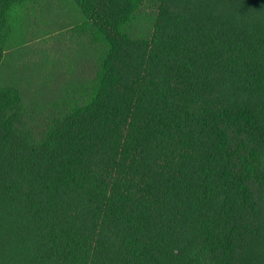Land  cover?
<instances>
[{"label":"trees","instance_id":"trees-1","mask_svg":"<svg viewBox=\"0 0 264 264\" xmlns=\"http://www.w3.org/2000/svg\"><path fill=\"white\" fill-rule=\"evenodd\" d=\"M72 1L55 72L0 0V264H264V0Z\"/></svg>","mask_w":264,"mask_h":264},{"label":"rangeland","instance_id":"rangeland-1","mask_svg":"<svg viewBox=\"0 0 264 264\" xmlns=\"http://www.w3.org/2000/svg\"><path fill=\"white\" fill-rule=\"evenodd\" d=\"M43 2L42 7L37 6V10L31 15V23L33 28L27 32L31 40L29 46L26 47L24 55L20 59H14V63L26 64L31 69H36L33 65L35 62L41 61L42 57L46 54L50 56H61L63 52L66 54L64 61L60 64V59L55 66V72H63L64 68H68L69 63H65L70 57V50L63 49L65 40L63 41L64 32L68 26L80 21L81 17L73 9V1L69 0L66 4L62 0H41ZM39 7V11H38ZM72 8V9H71ZM65 65V66H63ZM54 70V69H53ZM37 73L27 72V76L38 78ZM44 73H40L43 75Z\"/></svg>","mask_w":264,"mask_h":264}]
</instances>
